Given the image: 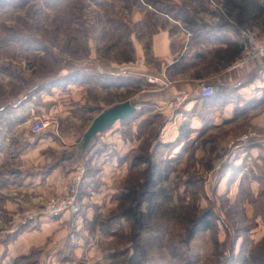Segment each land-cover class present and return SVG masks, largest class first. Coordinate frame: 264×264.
Segmentation results:
<instances>
[{
    "label": "rangeland",
    "instance_id": "374dc122",
    "mask_svg": "<svg viewBox=\"0 0 264 264\" xmlns=\"http://www.w3.org/2000/svg\"><path fill=\"white\" fill-rule=\"evenodd\" d=\"M139 1L0 0V126L30 129L34 117L45 121L42 162L30 176L54 170L52 184L44 185L51 194L17 208L15 199L30 202L28 194L13 195L23 176L13 174L12 154L25 144L0 151V264H264V107L234 120L221 108L202 106L191 119L181 110L187 96L148 93L164 92H158L160 77L147 75L144 63H157L139 44L154 27L143 29L139 21L137 28L132 17L162 12L173 0ZM184 3L195 4L204 19L183 28L241 33L248 27L264 34V0ZM127 62L134 66L133 90L116 100L134 98L137 109L109 133L129 148H114L106 139L59 168L68 156L59 147L78 149L101 112L94 92L98 75L125 71ZM81 83L88 88L79 107L68 95ZM38 88L47 99L43 112L16 115V104ZM197 88L201 93V84ZM55 99L61 105L51 109ZM64 197L72 203L62 211L48 209ZM26 236L28 244L16 243Z\"/></svg>",
    "mask_w": 264,
    "mask_h": 264
},
{
    "label": "crops",
    "instance_id": "0c3cea01",
    "mask_svg": "<svg viewBox=\"0 0 264 264\" xmlns=\"http://www.w3.org/2000/svg\"><path fill=\"white\" fill-rule=\"evenodd\" d=\"M156 1L159 4L164 3L160 2V0ZM138 3L142 4L139 0ZM171 4L172 6L167 8L166 6L161 7L162 12L138 11L132 17L136 27L139 26V21L143 29L147 26L149 27L150 24L154 27V30L148 34L147 41L139 39V44L142 47L145 58L149 56L150 60L157 63V65H152L148 62L144 63L143 67L149 71L147 75L150 78L160 77L161 83H157L158 92H164L153 94L157 91L149 90L148 93L151 95H174V97L187 96L185 101L181 103V110L186 115H191V119L197 115L202 106L211 112L221 108L226 118H233L234 120H239L244 114L264 107V59H258L242 70L229 69V65L235 59L241 44L240 31L221 26L183 28V26L193 24V21L204 19V17L195 10V4L184 3V0H173ZM254 29H256L257 33H260L259 28L255 27ZM185 32L190 33L189 38L186 37ZM132 52L136 53L135 47L132 48ZM133 68V64L127 62L125 71L119 70L118 67L109 74L101 73L98 75L95 80L94 92L96 100L100 103L101 111L126 100L136 105L134 98L129 96L126 99L116 100L117 95L120 92H124L123 90H133L134 77L131 75ZM150 80L152 81V79ZM162 80H167V86L162 85ZM203 83L212 85L215 88V93L210 96H203L200 93V88H197ZM87 86L86 83H81L70 91L68 97L75 102L74 106L78 103L77 106L80 107L81 101L85 100ZM195 87L198 89L197 91H194ZM150 88L152 89V85ZM38 90L39 88L37 93L40 91ZM109 93L110 95H108ZM54 96L48 95V99L52 100ZM109 96H111L113 101L111 104H106L104 99ZM45 100H47L46 97L41 95V93L23 97L22 101L16 104V115H23L32 111L42 113L43 108L41 105ZM58 105H61V103H58L55 99L51 102L50 108L57 109ZM202 121L203 124L205 121H209L208 114L202 118ZM188 124L191 125L192 122ZM179 125L180 129L187 127V123L182 121ZM111 127L97 133L85 147L82 141L78 148L80 151L77 147H74V149L64 145L59 147L60 149L58 150L64 149L68 156L64 159L62 157L58 161V165H60L58 167L61 168L62 164L65 163H73L77 159L76 155H82L88 150L99 147L100 143L106 139H110L111 143L113 140H117L114 138L115 132L109 133ZM42 132L44 130L39 133ZM39 133L32 134L29 127L22 123L0 126V151L8 149V152H10L13 143L25 144L24 148L17 149L16 153L12 154L14 164H16L12 167L14 168L13 174L22 173L23 176L20 189L17 190L18 193L13 195L19 194L23 197L28 194L30 202L15 199L14 206L17 208L24 205H36L40 200L43 201L45 196L51 194V186L48 185L47 188L44 185L52 182L50 180L53 178L54 170H51L50 173H44L43 177L30 176L39 171L38 165L42 162L40 159L41 155L38 152L40 148H44L46 137ZM114 142L112 143L114 148L122 150L129 148L128 141L121 144L119 141ZM76 150L78 151L76 152ZM1 154L2 152H0V156ZM115 158H112V161ZM63 185L62 182L58 191L63 188ZM8 194L11 195L10 193ZM16 207L13 210H17ZM30 239L27 236L22 237L16 243L28 244Z\"/></svg>",
    "mask_w": 264,
    "mask_h": 264
},
{
    "label": "built area",
    "instance_id": "2783aa9c",
    "mask_svg": "<svg viewBox=\"0 0 264 264\" xmlns=\"http://www.w3.org/2000/svg\"><path fill=\"white\" fill-rule=\"evenodd\" d=\"M258 59H264V34L258 35L248 27L242 29L241 44L238 48L235 59L230 63V70H242L252 65ZM215 93V88L210 84L201 85V94L210 96ZM46 126L45 121L40 117H34L30 123V130L33 133L41 132ZM72 203V199L68 197L55 199L50 201L48 209L51 212L62 211Z\"/></svg>",
    "mask_w": 264,
    "mask_h": 264
},
{
    "label": "water",
    "instance_id": "95a60500",
    "mask_svg": "<svg viewBox=\"0 0 264 264\" xmlns=\"http://www.w3.org/2000/svg\"><path fill=\"white\" fill-rule=\"evenodd\" d=\"M137 107L130 101H124L115 104L109 108L103 109L91 122L86 130L83 139V146L93 138L97 133L110 128L117 120H123L136 111Z\"/></svg>",
    "mask_w": 264,
    "mask_h": 264
}]
</instances>
